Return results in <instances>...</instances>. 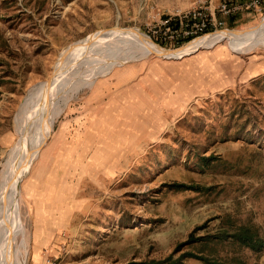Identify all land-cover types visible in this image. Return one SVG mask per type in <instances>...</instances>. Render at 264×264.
Returning a JSON list of instances; mask_svg holds the SVG:
<instances>
[{"label":"rangeland","instance_id":"obj_1","mask_svg":"<svg viewBox=\"0 0 264 264\" xmlns=\"http://www.w3.org/2000/svg\"><path fill=\"white\" fill-rule=\"evenodd\" d=\"M199 1L0 0V169L22 103L68 47L119 26L178 49L264 15H219L224 27L176 46L155 37L154 21ZM219 47L229 56L197 68L157 57L124 63L116 71L132 76L123 90L93 99L84 88L73 98L34 161L20 264H264V46L200 52ZM105 61L101 50L80 71ZM37 139L25 142L24 156ZM252 238L260 249L245 242Z\"/></svg>","mask_w":264,"mask_h":264},{"label":"bare ground","instance_id":"obj_2","mask_svg":"<svg viewBox=\"0 0 264 264\" xmlns=\"http://www.w3.org/2000/svg\"><path fill=\"white\" fill-rule=\"evenodd\" d=\"M225 42L236 52H248L264 46V15L259 24L249 29L218 30L178 49L161 47L139 30H124L118 26L64 50L53 66L51 78L31 90L14 120L18 139L8 153V161L0 169V264L21 263L22 246L18 241L23 232V202L35 193L30 188L31 180L36 179L37 174L33 173L34 161L51 136L56 120L81 90L96 87L99 78L107 77L124 63L150 57L182 59L200 49L213 48ZM101 50L106 52L107 63L103 61L101 66H93L90 71L86 70L88 73L80 71L82 65L89 63ZM35 133L38 134L37 142L24 156V144ZM25 177L30 178L23 184ZM24 236L29 239V235Z\"/></svg>","mask_w":264,"mask_h":264},{"label":"built area","instance_id":"obj_3","mask_svg":"<svg viewBox=\"0 0 264 264\" xmlns=\"http://www.w3.org/2000/svg\"><path fill=\"white\" fill-rule=\"evenodd\" d=\"M206 10L209 14H206ZM264 11V0H200L190 11H176L154 21L151 31L156 38L174 46L202 36L211 28H222L219 15L233 17L242 12Z\"/></svg>","mask_w":264,"mask_h":264},{"label":"crops","instance_id":"obj_4","mask_svg":"<svg viewBox=\"0 0 264 264\" xmlns=\"http://www.w3.org/2000/svg\"><path fill=\"white\" fill-rule=\"evenodd\" d=\"M230 54V51L227 52V49L226 48H223V47H219L218 49H216L213 53H203V52H196L192 55H189V56H186L184 57L183 59H180L182 60L181 64H179L181 67H184L185 66V63L183 62H186L185 60H188V62L191 63V65L194 67H198L199 63L200 62H203L207 59H214L213 57L217 56V55H220L221 57H224V56H229ZM219 56V57H220ZM168 61H174V60H168ZM175 61H178V60H175ZM168 65H158V66H154L153 70H156L157 68H168L167 67ZM142 68V67H141ZM134 72H137V71H134ZM155 74V72H154ZM109 76V75H108ZM132 76V73H130V71H125V70H115L108 79H104L103 81H100L97 83V86L94 90V88H92V97L93 99L96 98V97H99V96H102L103 94L107 93V92H110L111 90L113 89H119V90H123V87L124 86V83L126 82V80H128V78ZM142 79H145V78H142L139 79V81H142ZM147 82V81H145ZM140 83L139 84V87L137 88H142V85L145 86L146 83ZM127 86V85H126ZM149 96L152 97V101H156L155 97H156V93H157V90L154 88V87H150L148 90H144ZM116 126V125H114ZM36 185H37V181L36 179H32L31 180V183H30V188L36 193ZM35 193L33 196H31L30 198L31 199H35ZM46 200H47V197H46ZM47 202H50V201H43L41 203L43 204H47ZM51 204V202L49 203ZM42 211V210H41ZM36 212H40V209H37Z\"/></svg>","mask_w":264,"mask_h":264},{"label":"trees","instance_id":"obj_5","mask_svg":"<svg viewBox=\"0 0 264 264\" xmlns=\"http://www.w3.org/2000/svg\"><path fill=\"white\" fill-rule=\"evenodd\" d=\"M245 242H247L248 246H251L253 249H260L261 248L259 242L255 241V239H253V238L252 239H248Z\"/></svg>","mask_w":264,"mask_h":264}]
</instances>
